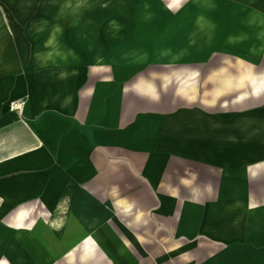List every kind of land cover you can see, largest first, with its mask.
I'll use <instances>...</instances> for the list:
<instances>
[{
  "label": "crops",
  "instance_id": "crops-1",
  "mask_svg": "<svg viewBox=\"0 0 264 264\" xmlns=\"http://www.w3.org/2000/svg\"><path fill=\"white\" fill-rule=\"evenodd\" d=\"M181 20L170 106L71 53L0 76L3 210L42 209L12 215L9 263L264 264V0H186Z\"/></svg>",
  "mask_w": 264,
  "mask_h": 264
},
{
  "label": "rangeland",
  "instance_id": "rangeland-1",
  "mask_svg": "<svg viewBox=\"0 0 264 264\" xmlns=\"http://www.w3.org/2000/svg\"><path fill=\"white\" fill-rule=\"evenodd\" d=\"M18 1L10 5L0 0V15L5 16L0 20H9L15 32L9 34L5 23H0V68L6 70L0 71L1 77L13 73L15 80L19 79L16 76L22 70L25 73L26 69L38 67V57L51 59L58 52L68 57L71 53V63L91 64L103 59L109 73L123 66L138 70L135 74L142 80L156 79L159 94L163 95L162 106L171 105L174 93L179 97L178 80H169L172 74L179 76V72L169 68L180 64V6L186 0H33L24 8ZM108 18L122 20V30L107 31ZM20 102L17 101L19 106ZM10 106L14 107V102ZM2 180L0 177V264H12L10 258L19 254L22 242L19 232L9 230L14 228L12 215L22 207H34V213L42 209L41 202L35 199L16 200L3 210V192L20 187H1Z\"/></svg>",
  "mask_w": 264,
  "mask_h": 264
},
{
  "label": "bare ground",
  "instance_id": "bare-ground-1",
  "mask_svg": "<svg viewBox=\"0 0 264 264\" xmlns=\"http://www.w3.org/2000/svg\"><path fill=\"white\" fill-rule=\"evenodd\" d=\"M6 1H8V3H10V5H13V4H16L15 2H16V0H6ZM18 1V0H17ZM33 0H19L18 2H19V5L20 6H22L21 8H24L25 7V5L26 4H28L29 2H32ZM174 5V4H173ZM7 22L9 23V24H6V26H7V28L9 29H11V31L15 34V32H14V30L12 29V26H11V24H10V21L9 20H7Z\"/></svg>",
  "mask_w": 264,
  "mask_h": 264
},
{
  "label": "snow or ice",
  "instance_id": "snow-or-ice-1",
  "mask_svg": "<svg viewBox=\"0 0 264 264\" xmlns=\"http://www.w3.org/2000/svg\"><path fill=\"white\" fill-rule=\"evenodd\" d=\"M173 3H178V0H173Z\"/></svg>",
  "mask_w": 264,
  "mask_h": 264
},
{
  "label": "water",
  "instance_id": "water-1",
  "mask_svg": "<svg viewBox=\"0 0 264 264\" xmlns=\"http://www.w3.org/2000/svg\"><path fill=\"white\" fill-rule=\"evenodd\" d=\"M183 4V3H182ZM180 8H182V5L180 6Z\"/></svg>",
  "mask_w": 264,
  "mask_h": 264
},
{
  "label": "built area",
  "instance_id": "built-area-1",
  "mask_svg": "<svg viewBox=\"0 0 264 264\" xmlns=\"http://www.w3.org/2000/svg\"><path fill=\"white\" fill-rule=\"evenodd\" d=\"M16 105H18V104H16Z\"/></svg>",
  "mask_w": 264,
  "mask_h": 264
}]
</instances>
